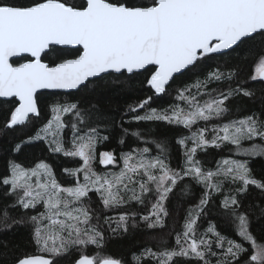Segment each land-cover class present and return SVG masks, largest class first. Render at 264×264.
<instances>
[{
    "label": "snow or ice",
    "instance_id": "6c2138e0",
    "mask_svg": "<svg viewBox=\"0 0 264 264\" xmlns=\"http://www.w3.org/2000/svg\"><path fill=\"white\" fill-rule=\"evenodd\" d=\"M257 160L264 0H0V264H264Z\"/></svg>",
    "mask_w": 264,
    "mask_h": 264
},
{
    "label": "trees",
    "instance_id": "16d2710c",
    "mask_svg": "<svg viewBox=\"0 0 264 264\" xmlns=\"http://www.w3.org/2000/svg\"><path fill=\"white\" fill-rule=\"evenodd\" d=\"M228 61V63H236L235 58H224ZM223 62V60H222ZM259 87V85H256ZM78 95L83 96L85 99H92L95 102L99 103L102 108L107 111H117L122 112L127 104L131 103L135 99H137L140 95H142L141 86L138 82L133 83L132 90L124 89L121 90L119 85H114L110 80L107 82H102L101 86L97 88L95 96H89L87 93H78ZM155 106V105H154ZM161 131L170 132L169 129L161 128ZM105 147H108L107 145ZM46 146L42 142H37L33 146H30L26 149V156L30 159L34 156H42L46 153L42 151ZM23 158V157H22ZM64 164L70 166V161L61 158V161ZM264 163L262 161H255L254 166L256 171L260 172L261 164ZM220 228L225 232V234H231V229L227 224H221ZM21 238L20 234L16 235H4L0 236V239H6L10 242L19 240Z\"/></svg>",
    "mask_w": 264,
    "mask_h": 264
}]
</instances>
